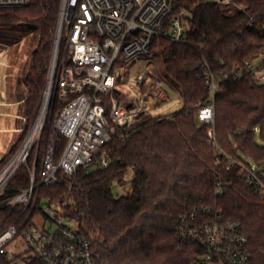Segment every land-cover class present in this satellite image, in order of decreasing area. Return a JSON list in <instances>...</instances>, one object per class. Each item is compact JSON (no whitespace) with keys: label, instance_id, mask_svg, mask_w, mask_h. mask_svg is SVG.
I'll list each match as a JSON object with an SVG mask.
<instances>
[{"label":"trees","instance_id":"1","mask_svg":"<svg viewBox=\"0 0 264 264\" xmlns=\"http://www.w3.org/2000/svg\"><path fill=\"white\" fill-rule=\"evenodd\" d=\"M59 10L60 0L0 7V42L11 45L27 34L34 40L30 68L17 78L23 90L15 98L24 99L18 110L27 124L14 137L0 168L19 148L40 109ZM176 10L187 12V37L181 42L157 37L151 53L160 62L162 79L180 94L182 107L142 114L129 127L116 126L101 153L110 154L107 166L80 169L71 176L60 172L56 184L40 188L39 199L61 205L77 221L91 241L97 264H203V248L181 236L179 222L181 214L204 206L239 221L249 238L252 264H264V196L245 169L256 166L264 184V84H256L247 72L220 79L215 96L219 147L209 143L210 125L198 118L209 100L201 76L205 64L220 73L264 53V0H180ZM127 79L118 78V85ZM120 93L117 88L115 95ZM61 107L56 99L44 132L56 134L57 157L67 143L52 126ZM128 169L134 171L132 191L116 196L113 186ZM12 185L26 186V171Z\"/></svg>","mask_w":264,"mask_h":264},{"label":"built area","instance_id":"2","mask_svg":"<svg viewBox=\"0 0 264 264\" xmlns=\"http://www.w3.org/2000/svg\"><path fill=\"white\" fill-rule=\"evenodd\" d=\"M29 1L0 0V7L23 6ZM179 1L60 0L44 93V100L48 95L47 108L40 116L41 107L19 148L0 168L2 264H97L91 241L80 232L77 221L68 217L61 205L39 199V191L42 186L56 184L60 172L71 176L80 169L107 166L110 154L101 153L112 140L116 126H132L142 114L155 113L160 108L162 99L155 89L161 82L153 74L151 47L157 37L172 42L187 37L189 19L187 12L176 10ZM139 56L147 59V71L128 77L125 85L134 99L128 105L115 95L118 78L121 68ZM244 72L256 84H264V53L235 63L230 71L217 73L208 64L201 71L209 100L200 108L198 118L210 125L209 143L215 147H219L215 132L219 81ZM143 82H147L145 91ZM56 99L62 107L52 121L53 128L67 139L59 157L55 134L48 136L44 146L41 144L47 112ZM233 163L229 161L230 166ZM245 169L264 196V184L257 177L256 166ZM21 171H26L27 185L13 186ZM179 229L184 239L203 248V264H252L249 238L241 223L225 219L221 211L204 206L183 213ZM9 247L24 250L10 255Z\"/></svg>","mask_w":264,"mask_h":264},{"label":"rangeland","instance_id":"3","mask_svg":"<svg viewBox=\"0 0 264 264\" xmlns=\"http://www.w3.org/2000/svg\"><path fill=\"white\" fill-rule=\"evenodd\" d=\"M7 30L9 29H6V31ZM33 49H34V40L32 39V34L25 35L23 38H21L19 42H14L11 45L0 42V61H2V64H0V87H2V89L5 90V92H7L6 98L9 99V101H14L16 95L18 93H22L23 88L17 84V78L24 71L29 70L30 66L28 63L31 59V53ZM152 60H153V74L158 77V79L160 80L159 83L161 82L160 84H158L157 89H155V93H158V95H160L162 99L160 108L157 109L155 113L165 114L168 112L179 110L182 107L180 94L174 88H172L164 79H162L160 62L156 60V58H153ZM138 61L141 63H138ZM146 63H147V59L143 56L134 58L132 61L125 64L123 68H121V74L119 76V80L122 81L123 79L125 80L126 78H128L130 75H134V74L136 75L141 71L144 72L147 71ZM146 85L147 82H143V91L146 90ZM118 88L121 93L117 97L126 104H132L134 102V99L131 95L130 89L125 85V83L119 84ZM168 99L170 100L167 101ZM43 100H44V96H43ZM43 100L40 109L42 107ZM22 101H24V99H22L20 102ZM15 105L18 106L17 102H15ZM4 108L11 113L10 119L12 123L7 122L5 125L6 129L0 130V155H4L9 150L14 140V137L19 133L18 131L14 132V130L11 129L17 128L21 131L22 129H24V127H26L27 124L26 118L24 116H21L22 114L19 112V110H17L16 112L15 107L8 106ZM40 109L36 115V118L29 126L28 132L32 128L36 119L38 118ZM17 114H19L20 116H17ZM50 114H51V110H48L45 127L42 132V138H41L42 146H44L48 136L55 134L52 131L50 135H46V136L44 135L45 128L49 126V120L51 117ZM256 139L259 142L262 141L261 133L259 130L256 132ZM133 180H134V171L132 169H128L123 181L114 184L113 193L116 196L130 193L133 188ZM8 250L10 255H14L17 252L22 253L24 249L22 247H20L19 249L17 248L14 249V247H9Z\"/></svg>","mask_w":264,"mask_h":264},{"label":"crops","instance_id":"4","mask_svg":"<svg viewBox=\"0 0 264 264\" xmlns=\"http://www.w3.org/2000/svg\"><path fill=\"white\" fill-rule=\"evenodd\" d=\"M0 130H5L6 129V127H5V125H6V123L8 122H11L12 123V121H11V119H10V115H11V113L7 110V109H5L4 107H8V106H12V107H15V110H16V112H17V110H18V106H19V104H20V101H16V100H14V101H9V99H7L6 97H7V92H5V90L4 89H2V87H0ZM170 99H168L167 101H169ZM166 101V102H167ZM15 102H17V105L18 106H16L15 105ZM16 116V115H15ZM17 116H20L19 114H17ZM22 116V115H21ZM11 130H14V132H19L20 130L19 129H17V128H12ZM14 136V135H13ZM0 156H2V155H0Z\"/></svg>","mask_w":264,"mask_h":264},{"label":"bare ground","instance_id":"5","mask_svg":"<svg viewBox=\"0 0 264 264\" xmlns=\"http://www.w3.org/2000/svg\"><path fill=\"white\" fill-rule=\"evenodd\" d=\"M47 102H48V95L45 97V100H44V103H43V106H42V109H41L40 116H43L44 115L45 110L47 108Z\"/></svg>","mask_w":264,"mask_h":264}]
</instances>
